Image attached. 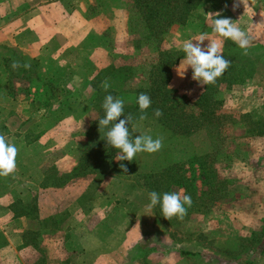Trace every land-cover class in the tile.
Returning <instances> with one entry per match:
<instances>
[{
    "label": "rangeland",
    "instance_id": "rangeland-1",
    "mask_svg": "<svg viewBox=\"0 0 264 264\" xmlns=\"http://www.w3.org/2000/svg\"><path fill=\"white\" fill-rule=\"evenodd\" d=\"M89 1L84 12L95 17L99 36L81 31L79 41L68 43L56 59H29L0 43V134L18 148L16 172L0 177V264H255L264 259V0H248L246 8L240 4L235 10L233 0H202L183 26L173 24L161 36L162 50L181 55L169 70V88L194 116L196 102L212 110L210 133L200 130L156 153H139L127 172H113L116 156L104 145L103 162L94 158L85 175L72 177L89 139L99 144L107 130L92 123L99 115L90 82L107 66L130 68L128 76L99 79L96 87L107 80L116 98L131 105L133 93L147 87L155 54L156 40L127 28L131 0ZM19 3L0 0V30ZM216 12L248 32L247 55L212 31L208 13ZM201 34L221 42V55L231 60L214 85L193 80L190 67L183 74V43ZM14 60L31 68L14 70ZM215 126L219 144L212 149L209 134ZM130 131L133 139L143 134L164 139L158 124L148 120ZM205 153L215 156L219 199L208 202L209 196L201 195L202 209L187 208L182 221L165 219L159 204L149 210L148 193L163 194L166 182L158 176L172 162L189 189L199 191L197 169L184 162ZM183 188L170 185L169 192Z\"/></svg>",
    "mask_w": 264,
    "mask_h": 264
},
{
    "label": "trees",
    "instance_id": "trees-1",
    "mask_svg": "<svg viewBox=\"0 0 264 264\" xmlns=\"http://www.w3.org/2000/svg\"><path fill=\"white\" fill-rule=\"evenodd\" d=\"M201 1L202 0H131V2L126 5L127 11L130 10L131 13L127 18V28H129L130 32L133 34L138 30H141L142 33L145 32L148 38L156 40L154 45L155 54L149 62V70L146 72L147 87L144 90H138L133 93L135 98L131 105L124 104L125 115L130 114L133 117V122L128 125L132 138L133 136L130 128L134 123L140 121L139 116L141 113L137 104V98L140 93H146L152 100L151 107L147 110V118L145 120L158 124L159 131L164 135L163 144H171V141L178 137L188 138L190 135L200 130H205L210 133L207 129L209 124H213L212 110H208L201 103L196 102L192 107L194 109L196 108L198 113L194 116L190 113L191 110L181 108L179 102L175 99V90L173 88H169L168 86L170 78L169 70L180 60V53L162 50L160 48L161 36L166 32V30L173 24L183 26L188 21L189 17L193 15L196 7ZM129 74L130 68H113L112 66H107L105 69L99 71L94 80L90 82V87L95 92L93 106L96 107V109H93L95 110L94 113L99 115V120L105 116L104 109L102 108L104 98L109 94L116 97L118 96V93H115L112 89H108L107 92L103 88L98 89V87H96L98 86L97 81L106 77L109 80L117 81L120 75L128 76ZM36 77L37 76H35V80L38 81V78ZM156 108L161 109L163 112V115L160 118H156L153 115V110ZM123 118L124 117H121V119ZM98 121L96 122L93 120L92 123L98 124ZM212 132V134H209V137H211L210 148L213 149L219 144L217 137L213 136V134L218 135V127L215 126V129L212 128ZM212 136L217 141H214ZM91 143L92 140L90 141L89 139V142L83 149L82 156L75 164L72 177L85 175L84 173L88 169V166L86 167L87 163H90L94 158H97V163L103 162L102 159L107 152V150L104 149V145L111 148L106 143L105 135L101 136L99 144ZM93 147L95 148L94 150ZM111 151L114 157L117 156L119 152V150L114 148H111ZM214 157V153H205L191 156L189 160L184 162L187 163V166L190 165L188 168L193 170V167H195L198 171V175L196 177L199 179L200 189L197 193L195 192V187H192L191 190L189 189L190 183L184 182L186 181L184 175L180 174V172H178L179 170H176L178 169V164L176 162H172L166 167L167 169H164L161 175L158 176V180L166 182V185L163 186V193L169 192L170 185L184 186V194L191 196V207L192 209L194 207L197 212L200 211L204 201H206L203 200L201 195L207 194L209 196L208 199H210L208 202L218 200L219 198L216 192H220V190L217 184L219 182L213 173L212 165L214 163ZM117 163L116 169L114 167L115 165H110V167H114L113 169L110 168L112 171L115 169L113 172H117V170L122 172L120 167L121 163L126 166L127 170L132 165V162L128 161H117ZM179 167L180 169H183L184 166L181 165ZM171 171H173L172 174L170 173ZM183 182L184 184H182ZM156 188H154V190Z\"/></svg>",
    "mask_w": 264,
    "mask_h": 264
},
{
    "label": "clouds",
    "instance_id": "clouds-1",
    "mask_svg": "<svg viewBox=\"0 0 264 264\" xmlns=\"http://www.w3.org/2000/svg\"><path fill=\"white\" fill-rule=\"evenodd\" d=\"M243 4L246 8L248 0H233V10ZM227 7V5H226ZM212 20V31L234 42L243 52L248 54L252 41L248 32L242 29L231 18L221 17L220 12L208 13ZM207 39V34H201L198 38H192L184 41L182 51L185 53L181 64H185L186 68L192 69V79L201 85H214L230 67L231 60L221 55V42L209 40L210 43L206 47H202L203 42ZM196 41V43H193ZM180 64V65H181ZM11 67L15 70L19 67L30 69L29 63L20 64L19 61H13ZM101 87L107 92L110 85L107 80L102 81ZM137 104L141 115L139 120L143 121L147 118V110L151 107L152 100L146 93H140L137 98ZM102 108L105 116L98 121L99 130L107 128L105 140L108 146L119 150L116 160L132 162L139 153H156L163 147V138L153 139L151 135H137L134 139L131 137L128 125L133 122V117L125 115L124 101L120 98L113 97L111 94L104 98ZM153 115L160 118L163 115L161 109L153 110ZM121 117H124L121 119ZM110 126V127H109ZM18 148L14 143H9L4 134H0V177H8L17 170L16 158ZM121 169L127 172L126 166L121 163ZM150 203L148 209L160 205L162 215L165 219L171 221L174 217L183 220L187 215V208L192 206L190 195H185L183 190L179 192H165L163 194L156 191L148 193ZM187 206V207H186Z\"/></svg>",
    "mask_w": 264,
    "mask_h": 264
},
{
    "label": "crops",
    "instance_id": "crops-1",
    "mask_svg": "<svg viewBox=\"0 0 264 264\" xmlns=\"http://www.w3.org/2000/svg\"><path fill=\"white\" fill-rule=\"evenodd\" d=\"M86 1L90 2L89 0H20V3L16 4L17 14L0 30V43H8L29 59H56L60 57V53L68 49V43L79 41L77 35L81 31L93 38L100 33L95 17L87 18L85 15ZM111 9L113 8L110 7ZM95 230L94 228L93 231ZM108 230L107 236L112 232V229ZM93 247L88 250H92ZM162 263L158 260L153 264ZM255 264H264V259L256 261Z\"/></svg>",
    "mask_w": 264,
    "mask_h": 264
}]
</instances>
